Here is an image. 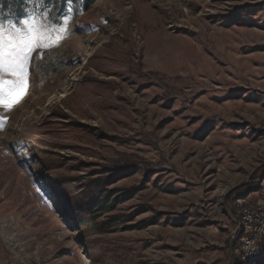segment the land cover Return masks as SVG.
Wrapping results in <instances>:
<instances>
[{
	"label": "rangeland",
	"instance_id": "374dc122",
	"mask_svg": "<svg viewBox=\"0 0 264 264\" xmlns=\"http://www.w3.org/2000/svg\"><path fill=\"white\" fill-rule=\"evenodd\" d=\"M73 9L0 107V264H238V201L264 202V0Z\"/></svg>",
	"mask_w": 264,
	"mask_h": 264
},
{
	"label": "snow or ice",
	"instance_id": "6c2138e0",
	"mask_svg": "<svg viewBox=\"0 0 264 264\" xmlns=\"http://www.w3.org/2000/svg\"><path fill=\"white\" fill-rule=\"evenodd\" d=\"M28 3L32 4L33 11L16 22L8 20L5 23L6 17L0 12V107L5 111H11L27 94L33 53L51 49L69 34L73 0H67L62 24L51 22L46 0H28ZM3 6L0 2V8ZM5 123L6 120L0 117V130Z\"/></svg>",
	"mask_w": 264,
	"mask_h": 264
},
{
	"label": "built area",
	"instance_id": "2783aa9c",
	"mask_svg": "<svg viewBox=\"0 0 264 264\" xmlns=\"http://www.w3.org/2000/svg\"><path fill=\"white\" fill-rule=\"evenodd\" d=\"M238 264H264V202L238 201Z\"/></svg>",
	"mask_w": 264,
	"mask_h": 264
},
{
	"label": "trees",
	"instance_id": "16d2710c",
	"mask_svg": "<svg viewBox=\"0 0 264 264\" xmlns=\"http://www.w3.org/2000/svg\"><path fill=\"white\" fill-rule=\"evenodd\" d=\"M97 0H73V6L76 10L80 12H86ZM3 3V7L0 8V12L3 13V16L6 15L8 19L12 22L23 19L30 7L28 0H0ZM47 8L56 14L57 17H61L65 14L67 10V0H46ZM111 197L110 193L106 191L103 185H97L94 187L90 197V207L89 209H94L101 214L112 212L119 202L116 199H109ZM87 209L78 207V210L74 209V212H81ZM86 221H82L81 224H85Z\"/></svg>",
	"mask_w": 264,
	"mask_h": 264
},
{
	"label": "water",
	"instance_id": "95a60500",
	"mask_svg": "<svg viewBox=\"0 0 264 264\" xmlns=\"http://www.w3.org/2000/svg\"><path fill=\"white\" fill-rule=\"evenodd\" d=\"M238 229H239V226L237 227V229L233 235V238L231 239V251L233 254H235L234 245H235V237H236V233H237ZM233 264H235V262Z\"/></svg>",
	"mask_w": 264,
	"mask_h": 264
}]
</instances>
